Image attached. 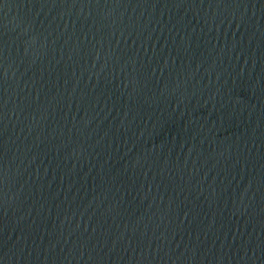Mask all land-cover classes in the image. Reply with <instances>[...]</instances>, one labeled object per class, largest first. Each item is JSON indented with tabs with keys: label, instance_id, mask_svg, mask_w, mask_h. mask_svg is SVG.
<instances>
[{
	"label": "water",
	"instance_id": "water-1",
	"mask_svg": "<svg viewBox=\"0 0 264 264\" xmlns=\"http://www.w3.org/2000/svg\"><path fill=\"white\" fill-rule=\"evenodd\" d=\"M0 264H264V0H0Z\"/></svg>",
	"mask_w": 264,
	"mask_h": 264
}]
</instances>
